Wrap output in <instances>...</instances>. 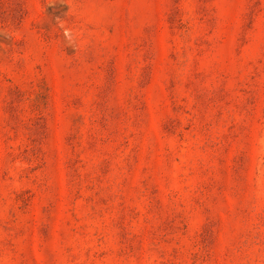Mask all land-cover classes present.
Returning <instances> with one entry per match:
<instances>
[{
  "label": "rangeland",
  "instance_id": "374dc122",
  "mask_svg": "<svg viewBox=\"0 0 264 264\" xmlns=\"http://www.w3.org/2000/svg\"><path fill=\"white\" fill-rule=\"evenodd\" d=\"M0 264H264V0H0Z\"/></svg>",
  "mask_w": 264,
  "mask_h": 264
},
{
  "label": "clouds",
  "instance_id": "9594fccd",
  "mask_svg": "<svg viewBox=\"0 0 264 264\" xmlns=\"http://www.w3.org/2000/svg\"><path fill=\"white\" fill-rule=\"evenodd\" d=\"M64 36H65V39L68 41V45L70 47L73 46L74 41H73V33H72V31L70 29L65 30Z\"/></svg>",
  "mask_w": 264,
  "mask_h": 264
}]
</instances>
